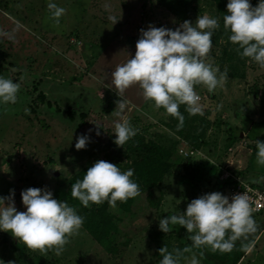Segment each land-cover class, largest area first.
I'll list each match as a JSON object with an SVG mask.
<instances>
[{
	"label": "rangeland",
	"instance_id": "1",
	"mask_svg": "<svg viewBox=\"0 0 264 264\" xmlns=\"http://www.w3.org/2000/svg\"><path fill=\"white\" fill-rule=\"evenodd\" d=\"M48 2L0 0V33L6 34L0 35V77L20 85L15 104L0 103V197L9 196L11 190L17 211H25L21 192L47 189L54 199L74 207L87 226L94 225V235L83 224L60 255L54 250L44 255L0 231V261L160 264L161 247L173 251L191 244L190 234L180 226L167 234L161 232L160 219L183 213L188 203L205 194L225 195L220 180L223 171L252 186L264 182V166L256 163L255 146V141L264 142V69L242 58L238 45L229 41L231 33L223 26L228 0H223L222 13L211 0H53L66 9L58 26L50 18ZM250 3L255 7L258 0ZM205 14L220 24L213 31L209 61L221 72L226 70L228 78L214 92L195 86L203 115L186 112L185 123L179 126L163 108L145 101L138 85L119 97L111 72L135 55L141 30L150 25L175 30L184 21L194 24ZM110 17L120 19L113 25ZM37 94L50 107L41 106L32 114L30 103ZM120 99L127 105L117 116ZM179 110L186 111V106ZM122 119H128L137 134L120 148L114 143V125ZM242 130L246 134L238 132ZM82 135L89 142L77 150L76 140ZM145 141L170 153L157 206H148L142 194L117 201L115 208L107 201L84 207L71 196V189L69 198L55 196L57 180L74 184L96 161L110 162L122 172L132 169ZM179 150L194 155L188 158ZM131 179L144 191L134 175ZM253 218L258 231L247 241H237L230 252L207 246L193 249L199 264H264V216ZM249 242H254V250L246 252L241 244Z\"/></svg>",
	"mask_w": 264,
	"mask_h": 264
},
{
	"label": "clouds",
	"instance_id": "2",
	"mask_svg": "<svg viewBox=\"0 0 264 264\" xmlns=\"http://www.w3.org/2000/svg\"><path fill=\"white\" fill-rule=\"evenodd\" d=\"M47 9L58 26L66 9L57 6L53 0H49ZM226 10L223 26L231 33L229 41L238 45L237 51L242 58H250L264 69V0H258L255 7L250 0H228ZM119 19L110 17L113 25ZM219 27L216 18L205 14L198 16L194 24L184 21L175 30L151 25L148 30H141L135 55L111 72V81L119 97L130 87L138 85L144 100L153 102L157 109L163 108L167 115L179 121V126L184 122L179 110L181 105L186 106L190 115H203L201 97L195 86L203 85L209 92H214L217 87H223L228 78L226 70L221 72L209 61L213 31ZM19 88V83L0 77V103L15 104ZM126 105L127 101L123 99L117 102V116L122 115ZM136 134L137 130L128 119L114 125V143L120 148ZM88 142L87 135L79 136L75 148L82 150ZM255 146L256 163L264 166V142L255 141ZM133 174V169L122 172L110 162L96 161L82 180L71 185V196L84 207L107 201L115 208L117 201L125 202L140 195L139 185L131 179ZM13 195L10 190L9 196L0 197V231L11 233L28 249L44 255L54 250L60 255L70 238L79 234L84 218L67 202L54 199L51 191L40 188L22 191L25 211H17ZM174 226H180L190 234L191 244L183 250L169 251L166 246L161 247L158 250L162 257L160 264H180L182 259L185 264H199L193 249L207 246L213 251L230 252L237 241H247L259 228L248 195L236 194L229 200L219 192L193 199L183 213L159 220V230L165 234ZM254 246V242L241 244L246 252L253 251ZM185 253L192 255L186 256ZM199 255L202 256L203 252Z\"/></svg>",
	"mask_w": 264,
	"mask_h": 264
},
{
	"label": "trees",
	"instance_id": "3",
	"mask_svg": "<svg viewBox=\"0 0 264 264\" xmlns=\"http://www.w3.org/2000/svg\"><path fill=\"white\" fill-rule=\"evenodd\" d=\"M217 11L221 12L223 7V0H211ZM222 13V12H221ZM227 14V10L225 11ZM41 106L46 108L50 107L49 101L45 99L42 94H37L30 103V112L33 114L37 109ZM183 110L185 107H182ZM55 111H59L58 108H55ZM70 115L68 111H65ZM186 112H181L184 116V122L186 118ZM199 122L203 125L204 121L201 119ZM200 124V125H201ZM201 132V131H200ZM199 132L198 135L195 136L198 141L200 140V136L202 135ZM240 134H246V130L238 131ZM178 134H180V129H178ZM230 141V137L227 139ZM170 159V153L158 147L156 144L145 141L139 147V154L136 159L132 162V169L134 170V176L136 180L141 184L144 191L140 192L144 196V200L148 206H157L160 200V194L158 191L159 184L162 178L168 174L170 166L168 165V161ZM55 187V196L58 198H69V190L71 189L72 182L66 181L64 179H59L56 181ZM156 194L157 197L153 199V195ZM85 229L91 234L94 235V225L87 226V224L83 223ZM89 225V224H88ZM115 258V257H113Z\"/></svg>",
	"mask_w": 264,
	"mask_h": 264
},
{
	"label": "built area",
	"instance_id": "4",
	"mask_svg": "<svg viewBox=\"0 0 264 264\" xmlns=\"http://www.w3.org/2000/svg\"><path fill=\"white\" fill-rule=\"evenodd\" d=\"M179 152L188 158L194 155L191 151L183 152L179 150ZM220 180L224 183V196L229 197V200H231L232 196L244 193L250 198L253 216H264V182L261 185L252 186L229 171H223Z\"/></svg>",
	"mask_w": 264,
	"mask_h": 264
}]
</instances>
